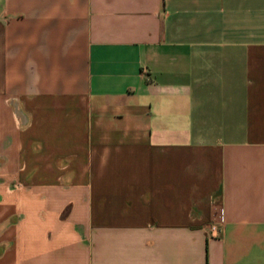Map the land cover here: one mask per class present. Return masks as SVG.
I'll return each instance as SVG.
<instances>
[{
  "label": "crops",
  "instance_id": "1",
  "mask_svg": "<svg viewBox=\"0 0 264 264\" xmlns=\"http://www.w3.org/2000/svg\"><path fill=\"white\" fill-rule=\"evenodd\" d=\"M0 264H264V0H0Z\"/></svg>",
  "mask_w": 264,
  "mask_h": 264
},
{
  "label": "built area",
  "instance_id": "2",
  "mask_svg": "<svg viewBox=\"0 0 264 264\" xmlns=\"http://www.w3.org/2000/svg\"><path fill=\"white\" fill-rule=\"evenodd\" d=\"M18 114L20 113L18 110L16 111ZM20 115V114H19ZM223 224H224V218L222 210H220L219 217L216 221L211 222L208 225V232L209 237L212 238H220L223 235Z\"/></svg>",
  "mask_w": 264,
  "mask_h": 264
}]
</instances>
